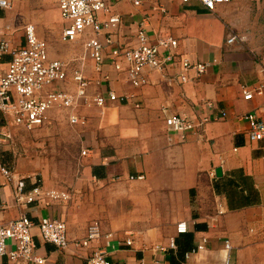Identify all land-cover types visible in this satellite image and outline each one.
<instances>
[{"label": "crops", "instance_id": "crops-1", "mask_svg": "<svg viewBox=\"0 0 264 264\" xmlns=\"http://www.w3.org/2000/svg\"><path fill=\"white\" fill-rule=\"evenodd\" d=\"M32 1L16 2L14 10L0 11V29L10 33L8 37L0 35V41L8 38L15 47L24 46L29 24L45 41L43 30L12 13L20 7L41 11L49 5L61 16L60 9L57 0L56 6L46 0L42 7ZM106 1L113 14L122 18L119 43H135L139 23L145 20L152 42L173 38L183 57L209 64V69L199 78L188 73L187 83L179 81L180 64L163 74L146 71L148 84L134 87L126 75L109 65L103 73L95 71L85 52L89 34L75 42L63 41V20L55 30L61 27L59 42L48 30L49 57L70 63L68 78L56 85L57 90L75 93L73 74L81 70L89 80L91 98L108 96L112 90L129 99L108 101L105 107L81 105L78 112L85 125H73L68 110L52 111L48 125L32 132L45 127L50 143L60 140L63 147V142L74 141L78 148L64 158L63 162L72 163L70 171L54 169L42 161L39 165H48L38 178L45 190L70 198L17 207L13 184L0 177V204L4 205L0 224L21 215L35 223L42 218L66 223L70 246L65 250L45 243L39 229L33 230L43 264H85L97 250L106 251L109 260L120 264H224L229 254L232 264H264V139L250 142L249 125L241 118L253 112L264 121V93H255L249 101L243 93L264 84V0H232L214 13L197 0ZM232 36L238 39L230 44ZM9 59L6 56L2 66ZM172 115L211 120L203 130L188 133L184 141L166 125V117ZM23 163L26 171L16 173L28 177L30 188L36 170L32 161ZM218 168L221 177L216 174ZM139 176L144 179H137ZM230 196L237 198L235 207L230 205ZM181 222H186L194 235L193 246L208 239L205 250L188 252L184 260L178 251V243L184 240L177 232ZM94 223L100 225L102 237L90 249L76 247L74 243L84 239ZM128 240L131 246L125 244ZM172 240L176 249L170 247ZM226 241L232 244L231 252ZM0 264L14 263L2 257Z\"/></svg>", "mask_w": 264, "mask_h": 264}, {"label": "built area", "instance_id": "built-area-1", "mask_svg": "<svg viewBox=\"0 0 264 264\" xmlns=\"http://www.w3.org/2000/svg\"><path fill=\"white\" fill-rule=\"evenodd\" d=\"M30 0H0V11L10 10L16 2ZM189 3L191 0H182ZM208 11L215 12L218 6L228 4L232 0H197ZM61 17L65 23L62 39L65 42H75L80 38L90 35L85 43L86 56L94 62L95 71L104 72V67L109 65L118 74H124L128 82L134 87H143L148 84V71L166 73L171 68L180 64L182 73L179 75L181 83L189 81L188 73L194 72L195 77L204 75L209 64L193 63L179 53L178 42L173 38H161L152 42L146 31L145 20L139 23L136 41L124 46L117 40L122 25L119 14H113L106 0H57ZM139 5V2H135ZM108 15V16H107ZM9 31L0 29L1 36H9ZM26 44L15 47L8 38L0 41V177L7 183L13 184V202L17 207L31 205H49L51 201L68 200L69 195L56 190H45L42 181L35 176L28 188L26 177H20L16 168L4 162L5 155L15 148L14 130L31 133L49 121L50 113L56 109L68 110L69 119L73 125H85L81 119L79 108L81 105L105 107L108 101L125 102L129 96H119L114 91L107 95H98L91 98L88 94L89 80L84 72L77 70L73 80L77 85L75 93L57 90L58 83H63L68 78L70 63L54 60L49 57L47 43L42 40L34 25L25 27ZM238 37L232 36L228 43H233ZM241 40V38L239 39ZM6 56L10 59L2 66ZM147 71V72H146ZM108 79V75L105 74ZM173 80V79H172ZM244 99L252 100L254 94L263 95L264 84L254 90H243ZM226 116V112L223 113ZM248 125L247 138L250 142H259L264 139V121L256 113H247L242 117ZM211 118L194 121L184 115H172L165 119L166 125L182 140H186L188 133L203 130ZM86 154V151H83ZM134 179V177H132ZM137 179H144L139 176ZM4 205L0 204V209ZM6 207V206H5ZM38 228L45 243H50L59 249H68L70 240L66 223L42 218L35 223L27 215L0 224V258L7 257L14 264H43L45 260L37 255V244L33 230ZM179 235L189 232L186 222L177 226ZM102 237L100 225L92 224L88 228L87 236L74 245L81 249H90ZM207 238L197 242L191 254L205 250ZM132 245V241L125 243ZM170 247L176 249L174 240ZM166 251L165 248H157ZM228 252L233 250L232 244L226 241ZM85 264H120L107 258V252L97 250L86 258ZM140 264H145L141 262ZM224 264H232L230 254Z\"/></svg>", "mask_w": 264, "mask_h": 264}, {"label": "rangeland", "instance_id": "rangeland-1", "mask_svg": "<svg viewBox=\"0 0 264 264\" xmlns=\"http://www.w3.org/2000/svg\"><path fill=\"white\" fill-rule=\"evenodd\" d=\"M44 1L46 0H33L32 3H35L37 7H42V3ZM48 2L51 6H56L57 4L56 0H48ZM47 6L44 5V10L41 11L35 10L34 8L26 9L24 7H20V9H16L12 14H15L16 18L20 17L24 22L26 20L30 21L35 24L37 28L39 27V29L43 30L44 35L42 38L45 39L46 42L51 40V37L48 35L50 34L49 31L54 33L52 35V39L55 42H59L61 27L58 31L55 30H57L60 24H63L61 16L55 8L50 7L49 5ZM14 8L15 6L12 10H14ZM10 14L11 13H9V16ZM15 24H17V21H15ZM52 46L57 47V43H53ZM44 128L45 127L39 131L31 133L18 129L13 131L15 135L16 147L12 148V152L11 150L8 152L9 163H7L14 166L17 173L20 174L22 170L26 171L25 168L27 167H25L23 162L31 163V161L33 168L36 170V172H34V176L39 178H42V168H45L48 165L47 163L45 166L39 165L42 161H48L49 166L54 169L59 168L62 171H70L72 163H65L63 161L66 156L73 155L74 151L77 150L78 146L76 142H63V147L58 144L62 143L60 140L57 144H52L47 140L50 136L47 135V130ZM21 163H23V165ZM23 177L28 178L27 176Z\"/></svg>", "mask_w": 264, "mask_h": 264}, {"label": "trees", "instance_id": "trees-1", "mask_svg": "<svg viewBox=\"0 0 264 264\" xmlns=\"http://www.w3.org/2000/svg\"><path fill=\"white\" fill-rule=\"evenodd\" d=\"M229 200L231 207H235L236 204H239L235 196H230ZM181 235H183L184 240L178 243V251L183 256L184 260V256H186L188 252H191L194 249V235L190 234L189 232Z\"/></svg>", "mask_w": 264, "mask_h": 264}, {"label": "water", "instance_id": "water-1", "mask_svg": "<svg viewBox=\"0 0 264 264\" xmlns=\"http://www.w3.org/2000/svg\"><path fill=\"white\" fill-rule=\"evenodd\" d=\"M216 174H217L218 177H221L222 176V169L221 168H218L216 170Z\"/></svg>", "mask_w": 264, "mask_h": 264}]
</instances>
